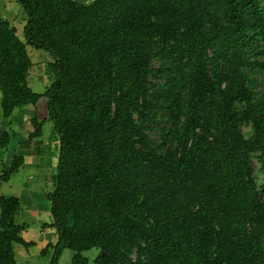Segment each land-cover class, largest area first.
<instances>
[{"label":"trees","instance_id":"16d2710c","mask_svg":"<svg viewBox=\"0 0 264 264\" xmlns=\"http://www.w3.org/2000/svg\"><path fill=\"white\" fill-rule=\"evenodd\" d=\"M16 1L23 40L0 17V115L44 99L57 136L47 264L63 250L70 264H264V0ZM28 47L50 57L40 93ZM19 209L0 195V264L33 246Z\"/></svg>","mask_w":264,"mask_h":264},{"label":"crops","instance_id":"0c3cea01","mask_svg":"<svg viewBox=\"0 0 264 264\" xmlns=\"http://www.w3.org/2000/svg\"><path fill=\"white\" fill-rule=\"evenodd\" d=\"M6 3L1 6V17L9 21L11 18L14 20V12L22 19L18 3L14 0H7ZM38 102L34 106L21 108L10 118L4 119L0 115V134L5 132L7 135L6 147H0V172L3 166L9 164L12 156L22 157V166L18 172L11 175L6 182L0 183V195L18 199L20 209L15 215V222L24 226L21 237L24 241L33 243L32 247L38 244L39 238L44 239L46 242H43L47 244L56 242L54 229L43 226L51 223L49 204L44 195L50 191L53 184L57 162L54 144H57V138L51 131L47 132L48 135L43 133L46 114L44 112L43 117L35 113ZM33 117L42 121V125L40 135L30 139L29 134L33 130L30 119ZM33 236V239H29Z\"/></svg>","mask_w":264,"mask_h":264},{"label":"rangeland","instance_id":"374dc122","mask_svg":"<svg viewBox=\"0 0 264 264\" xmlns=\"http://www.w3.org/2000/svg\"><path fill=\"white\" fill-rule=\"evenodd\" d=\"M74 1L78 3H88L92 0H74ZM6 2L7 0H0V11H2V7H3L2 5L4 3L7 4ZM14 2L17 3L16 0H14ZM20 11H21L23 22H22V19H19L18 17L19 14H15L14 12H12V15H15L16 18L14 16V20L13 18H11L10 21L8 19L7 21L9 22L11 26L15 27L18 37L23 40L22 29L24 25L25 15L23 11L21 10V8H20ZM0 17H1V14H0ZM27 51H28V54H29V57L32 63V66L28 73V79H27L28 86L33 92L40 93L42 92L44 87L50 83L51 74L47 72V67H48V62L50 60V57L46 53H41L39 51L33 50L31 47H28ZM254 79H255V84H256V91L263 89L264 70L256 73L254 75ZM40 100L41 102L40 103L38 102L39 105H37L35 113L37 115H41L45 117L44 116V112L46 114L45 100L44 99H40ZM151 128L152 129L148 130L147 133L149 137L154 140L156 136L158 135L159 130L158 128L154 126H151ZM240 129L244 137H247L250 134L249 125H242ZM49 131H51L50 133L57 138L56 134L52 130V123L49 121H46L43 126V133L44 134L46 133V135H48ZM1 135L2 134H0V137ZM57 142L58 140L56 139V143ZM55 146L57 148V144H54V147ZM251 167H252L253 175L255 178L257 190L260 194H264V168L260 167V165L258 164V162L255 160L253 156L251 157ZM34 237L35 236L30 237L29 239H33ZM43 241L45 240L42 238H39V240L37 241L38 244H36L37 246L35 245L34 247H30L28 249L23 248L21 245L14 244L13 253H14L15 264H47V260L49 257L48 253L43 256L41 254L42 249H44L47 244L45 243L46 241L45 242ZM97 252L98 251L96 250H89V251L84 252L83 256L87 257L89 262L91 263L94 257L96 256ZM71 256H72V252L70 250H63L57 260V264H70Z\"/></svg>","mask_w":264,"mask_h":264}]
</instances>
